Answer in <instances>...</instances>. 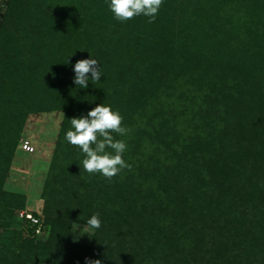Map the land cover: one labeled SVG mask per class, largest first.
Listing matches in <instances>:
<instances>
[{"label": "rangeland", "instance_id": "obj_1", "mask_svg": "<svg viewBox=\"0 0 264 264\" xmlns=\"http://www.w3.org/2000/svg\"><path fill=\"white\" fill-rule=\"evenodd\" d=\"M52 28L72 43V64L40 78L30 67L59 43ZM90 55L102 76L89 73L79 88L74 65ZM100 104L129 130L137 125L123 154L140 170L132 182L98 173L105 183L95 185L65 139L70 120ZM263 114L264 0H163L153 23L117 21L108 0H0V136L9 150L0 158V264H264ZM214 151L230 152L225 175L205 162ZM166 179L178 184L188 226L178 222L162 247L152 237L174 222L161 219L171 215L161 210L165 181L174 183ZM209 182L215 197L203 193ZM87 204L97 205L100 229L84 227ZM32 212L41 223L30 237L23 215Z\"/></svg>", "mask_w": 264, "mask_h": 264}, {"label": "clouds", "instance_id": "obj_2", "mask_svg": "<svg viewBox=\"0 0 264 264\" xmlns=\"http://www.w3.org/2000/svg\"><path fill=\"white\" fill-rule=\"evenodd\" d=\"M162 4L163 0H108L109 9L119 22H126L142 15L148 18L149 23H153ZM74 72V83L85 89L88 87L89 73L91 81L95 82H99L102 76L99 62L91 55L88 59L77 60ZM70 123L71 130L66 132L65 139L83 153L81 163L84 171L89 174L99 173L111 181L123 170H131V165L123 158L127 150L126 142L115 139L113 135L115 133L126 136L129 132V129L123 126V117L118 111H113L111 106L100 104L86 116L72 118ZM84 227L91 231L99 229L101 227L99 215L93 214L87 219ZM73 229V231L80 229V225L73 223ZM85 233L89 235L88 232ZM86 264H101V261L86 258Z\"/></svg>", "mask_w": 264, "mask_h": 264}, {"label": "trees", "instance_id": "obj_3", "mask_svg": "<svg viewBox=\"0 0 264 264\" xmlns=\"http://www.w3.org/2000/svg\"><path fill=\"white\" fill-rule=\"evenodd\" d=\"M81 20H83V19H81ZM56 27V26H55ZM51 31V35L53 36H56V37H59L56 33H55V28L53 29L52 28V30H50ZM66 37V38H65ZM64 37V39H62V38H60L59 37V43H56V42H53V43H50V47L48 48V47H46V49H45V51H44V53L42 54V55H40V56H37L36 57V59L37 60H35V67H30V68H32V70H36V72L35 73H37L39 76H40V78H42V72L43 71H45V70H47V69H52V68H54L55 67V65H56V67H57V65H59L60 63H62V64H64V65H66V66H68L69 64H68V62H69V57L68 56H73V54H67V53H70V51H71V45H72V43L71 42H69L68 44L66 43V40H67V36H65ZM69 47V48H68ZM68 50V51H67ZM78 52V51H77ZM83 53H87V51H83ZM76 56H78V55H76ZM80 57H83V56H80ZM85 57H87V56H85ZM84 57V58H85ZM83 58V59H84ZM80 60V59H79ZM68 61V62H67ZM124 62H125V60H124ZM128 62V61H127ZM72 64V63H71ZM71 64L69 65V66H71ZM122 64H123V62H122ZM121 64V65H122ZM63 68H64V66H62ZM50 77V79L51 80H53L54 81V76L53 75H51V76H49ZM228 94V93H227ZM219 95V94H218ZM229 95V97H230V99H233L232 98V96L230 95V94H228ZM237 98H239V97H237ZM222 99L223 100H225V99H227V96L224 94L223 95V97H222ZM135 112H138V110H134ZM135 115H137V114H134L133 116H135ZM255 116L253 117V118H261L260 116H259V114H254ZM253 116V115H252ZM126 120H129V121H131L130 119H128L127 117H126ZM132 122V121H131ZM262 123V124H261ZM133 124V123H132ZM259 125H261V127H262V130L264 131V114L262 115V119H261V122L259 123ZM135 128H136V132H134V130H135ZM139 129V128H138ZM133 133H132V132ZM129 132L130 133H132V135H131V137L130 138H126L125 139V136H124V140L126 141V143L127 142H130V141H132L136 136H137V134H138V130H137V125L136 124H133L132 126H131V130H129ZM128 132V133H129ZM116 137H123V136H119V135H117L116 134ZM134 137V138H133ZM133 138V139H132ZM132 139V140H131ZM6 151H8L9 152V150H8V147H6V145H5V142H4V138L2 139V137L0 136V158H3V156H4V153L6 152ZM204 151V150H203ZM238 151V150H237ZM227 153H229L228 155H227ZM226 154H224V156H223V154L221 153V151H214V152H212V154H211V156H210V154H209V152H208V156L210 157L209 158V160H205V162L206 163H208V167H210V169L211 170H213V169H215L216 168V172H218V173H220L221 175H225V171H224V159L223 158H227V157H230V152H227ZM204 155H206V152H205V154ZM8 156V155H7ZM133 161L134 160H129V164H131V170H128V169H125V170H123L120 174H119V177H116L117 179L119 178H121V177H123V175H122V173H125V175H128V176H126L125 177V181H130V182H132L133 180H135L136 179V177L134 176V175H131V173H136L137 175H138V173H140L139 171L140 170H138L139 169V167L138 166H134L133 165ZM200 163V162H199ZM86 172V171H85ZM231 172V171H230ZM87 173V172H86ZM229 174V171H228V173H227V175ZM176 175V174H175ZM141 176V175H140ZM210 176L212 177V179L214 180V178H213V174L211 175L210 174ZM228 177V176H227ZM87 178L91 181L92 180V183H94L95 182V185L96 184H98V183H105V179L102 181V180H100L101 178L103 179L104 177H101L100 179H98V173H96V174H89V173H87ZM225 178L226 177H222V180H225ZM166 180H168V181H171V183H173V184H168V183H166L167 181H165V184H166V190H165V197H168V203H167V206H166V208H164V209H162L161 208V210H162V213H170L171 215L169 216V215H167V214H162V217H161V219H166V218H169V219H174V222H172V223H170L168 226H164V225H162L161 224V228H163L164 229V231H162V233L160 232V233H157V235H154L152 238H154V241H155V243H157L158 245H160V246H164V238H168V239H172V237H173V235L175 234V230H176V228L174 227V226H177V223L179 222L180 223V225H179V227L178 228H185L186 226H188V222H187V213H186V207H185V205L184 204H180L181 202H180V200H179V197L181 196V195H179L180 193H181V191H180V189H179V187H177L178 186V184H177V182H175L174 180H172V179H166ZM200 182H202V183H205L206 182V180H205V178L203 179V180H201V181H199V183ZM176 183V184H175ZM186 183V184H185ZM184 184L185 185H183V187H186V186H188L190 183L189 182H185ZM204 188L206 187V189H204L205 191H203V193H207L208 192V195L210 196V194H212L213 195V197H215V195H214V188H213V184L211 183V182H209V185H207V186H203ZM198 190H201V189H203V188H197ZM180 191V192H179ZM179 192V193H178ZM178 193V194H177ZM134 194H130V196H133ZM152 195H153V198L154 199H156L157 198V196H156V193H155V188H152ZM216 195H218V193L216 194ZM158 198H160V197H158ZM202 197L201 196H199L198 197V199H196V201L198 202V204H199V206H200V203L202 202V201H204L205 200V197L203 198V199H201ZM79 200L81 201L82 200V198H79ZM125 202H127L128 203V200L126 199L125 200ZM191 202V204L193 203V200L192 201H190ZM90 203V202H89ZM93 203V202H92ZM91 204V203H90ZM99 205V204H98ZM159 206V205H158ZM86 207H87V209H85V215L88 217V216H92L93 214H95V209L97 208V205L96 206H94L93 204L92 205H86ZM99 207H100V205H99ZM129 208H132V206L131 207H129ZM207 209L209 210V211H212V205H210V206H208L207 207ZM161 210H160V212H161ZM135 211V210H134ZM214 213V212H213ZM32 215H33V217L35 218V219H37V222H33V220H31V218H28V217H26V215L24 214L23 215V221L26 223V225H27V229H26V233H27V235L28 236H30V237H32V236H34L35 234H36V230H38V227L40 226V217H39V215L37 214V213H35V212H32ZM209 215V214H208ZM110 217V216H109ZM172 217V218H171ZM200 217L201 218H203V217H205L204 215H203V211L201 210L200 211ZM206 218H208V216L206 217ZM206 218H205V220H204V222H206ZM171 222V221H170ZM166 228V229H165ZM100 229V228H99ZM25 230V229H24ZM98 231V230H97ZM169 231H170V233H169ZM169 233V234H168ZM184 234H187V232H185L184 231ZM99 236V231H98V233H96L95 234V236H94V238L96 239L97 237ZM96 242V240L94 241V239H93V243H95Z\"/></svg>", "mask_w": 264, "mask_h": 264}, {"label": "built area", "instance_id": "obj_4", "mask_svg": "<svg viewBox=\"0 0 264 264\" xmlns=\"http://www.w3.org/2000/svg\"><path fill=\"white\" fill-rule=\"evenodd\" d=\"M21 147H22V149H23L24 151H27V152H32V151H34V147H33V145H32L31 142L28 141V140L23 141ZM28 217L31 218L34 222H37V219H35L33 216H30V215H29Z\"/></svg>", "mask_w": 264, "mask_h": 264}]
</instances>
